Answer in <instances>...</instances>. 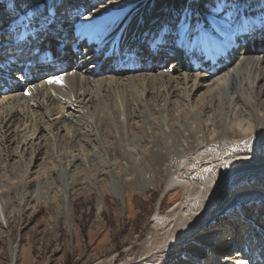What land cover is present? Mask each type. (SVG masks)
I'll list each match as a JSON object with an SVG mask.
<instances>
[{
  "label": "bare ground",
  "instance_id": "bare-ground-1",
  "mask_svg": "<svg viewBox=\"0 0 264 264\" xmlns=\"http://www.w3.org/2000/svg\"><path fill=\"white\" fill-rule=\"evenodd\" d=\"M22 1L0 0V48L27 52V29L66 66L5 81L0 226L28 198L61 199L71 229L77 190L103 205L106 186L124 202L165 188L182 198L157 210L141 262L262 264L264 159L244 142L264 140V31L248 27L264 0H64L52 23L54 0Z\"/></svg>",
  "mask_w": 264,
  "mask_h": 264
},
{
  "label": "rangeland",
  "instance_id": "rangeland-1",
  "mask_svg": "<svg viewBox=\"0 0 264 264\" xmlns=\"http://www.w3.org/2000/svg\"><path fill=\"white\" fill-rule=\"evenodd\" d=\"M21 4L24 6V1ZM104 188L107 199L103 205L97 192L72 193L71 229L61 199L45 202L28 198L23 211L9 215L10 227L0 226V264H13V247L17 248L14 264H144L140 256L154 232L157 210L160 207L162 216L167 215L182 196L159 188L143 196L128 194L124 202L108 186ZM235 250L226 254L232 255ZM155 264L171 261L161 256Z\"/></svg>",
  "mask_w": 264,
  "mask_h": 264
},
{
  "label": "snow or ice",
  "instance_id": "snow-or-ice-1",
  "mask_svg": "<svg viewBox=\"0 0 264 264\" xmlns=\"http://www.w3.org/2000/svg\"><path fill=\"white\" fill-rule=\"evenodd\" d=\"M54 12L52 18L49 20L52 23L55 19L60 16L61 9L64 8V0H54L52 5ZM62 77L54 76L49 80V83L61 82ZM246 146H249V151L246 153V158L248 160L264 159V140H257L255 142H244Z\"/></svg>",
  "mask_w": 264,
  "mask_h": 264
}]
</instances>
